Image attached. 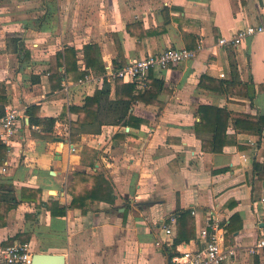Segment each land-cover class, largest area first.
<instances>
[{"label":"crops","instance_id":"crops-1","mask_svg":"<svg viewBox=\"0 0 264 264\" xmlns=\"http://www.w3.org/2000/svg\"><path fill=\"white\" fill-rule=\"evenodd\" d=\"M21 1L0 0L2 105L22 116L12 141H0V204L8 195L18 201L6 217L0 210V242L27 243L32 255L64 254L66 264H170L175 253L204 246L200 230L212 216L226 230L225 246L237 251L225 264H264L250 251L264 231V180L255 170L264 164V130L238 133L230 118L226 133L235 142L213 152L214 134L196 127L209 106L264 116V31L238 48L218 45L250 24L264 26V0H55L58 12L46 31L39 24L49 0ZM8 5L29 9L7 13ZM134 23L141 25L132 35L127 27ZM89 43L101 49V74L87 67ZM167 47L195 56L150 72L148 81H162V92L137 83L147 92L123 121L99 132L73 129L71 107L83 106L105 81L115 99L111 68ZM67 48L76 51V68L52 88L50 75L65 74L58 53ZM232 60L237 81L254 87L253 99L200 87L204 76L228 80ZM32 105L39 117L56 119L52 132L31 125ZM65 128L70 139L60 135ZM23 189L41 190V201H23ZM164 219L170 235L160 228Z\"/></svg>","mask_w":264,"mask_h":264},{"label":"trees","instance_id":"trees-1","mask_svg":"<svg viewBox=\"0 0 264 264\" xmlns=\"http://www.w3.org/2000/svg\"><path fill=\"white\" fill-rule=\"evenodd\" d=\"M58 10L56 9L55 0H50L46 3L45 13L42 17V22L39 24L41 30H49L54 25V18ZM140 23H134L128 25L127 29L130 34H134L133 27H139ZM20 44L24 51V60L29 58V54L26 53L23 47V42L20 39H15ZM85 57L87 67L91 69L95 74H101L105 72V64L103 62L101 49L97 43H89L85 45ZM58 64L64 66L65 74L53 73L50 75V84L52 88L62 86L63 79L73 69L76 68V51L73 48H67L65 52L58 53ZM232 75L228 80H216L203 77L200 82V87L206 88L213 92L222 95L238 94L243 96H249L253 99L256 95V91L252 85L237 81V64L235 61H231ZM72 68V69H71ZM151 74V73H150ZM84 74H81L83 76ZM151 81V80H150ZM151 83L148 81L147 85L150 86V90H157L162 92L163 82L155 81ZM147 90L139 88L137 83H125L122 78L116 80V92L115 99H111V84L105 81L104 86L98 90L93 96H87L85 104L83 106H72V113L77 115V119L72 121L73 129H86L88 131L99 132L103 124L115 123L123 121L129 114L130 109L139 102ZM151 94V93H149ZM7 101L6 89L3 85H0V117L4 115L5 108L2 104ZM27 114L30 118L31 125L42 126V130L52 132L56 123L55 118H41L39 117V107L32 105L27 108ZM207 120L204 124L198 123L197 128L205 127L211 131L213 136V152H221L222 147L229 143H234L233 137H230L226 131L229 124V119H234V127L236 132H254V134L262 135L264 130V116H251L247 114H236L228 111L226 108H220L216 106H209L207 109ZM132 119V116H129ZM132 126V122H128ZM0 149L6 154V147L0 144ZM255 170L259 174V180H264V164H255ZM7 191H12V186L7 185ZM27 192L34 194L31 198L27 196ZM41 190H29L23 189L22 200L32 199L29 201L40 202ZM112 199V198H110ZM0 204V210L5 208V217L10 210L17 206V200L14 196H6L2 199ZM2 213V212H1ZM4 214L0 215L3 218Z\"/></svg>","mask_w":264,"mask_h":264},{"label":"built area","instance_id":"built-area-1","mask_svg":"<svg viewBox=\"0 0 264 264\" xmlns=\"http://www.w3.org/2000/svg\"><path fill=\"white\" fill-rule=\"evenodd\" d=\"M263 31V25L250 24L230 37H221L218 40V45L238 48L245 37L256 35ZM194 56L195 52L188 48L167 47L156 55L151 54L143 58L131 59L127 65L121 68H111L108 80L122 78L125 81L141 83L146 86L152 70H164L171 66L180 65L193 59ZM222 77H224V74H222ZM4 108L5 113L0 117V141L8 144L18 133L22 116L21 112L15 107L5 106ZM60 135L70 139V128H65ZM70 149L72 151L75 150L73 146ZM193 212L195 213V211ZM160 228L166 234L170 235L173 233L171 225L165 219L161 222ZM200 236L204 241V246L201 249L175 253L171 257L170 264H225L236 256L235 247L225 246L226 230L212 216L207 219L205 225L201 228ZM157 243L160 244L161 242ZM250 251L261 253L264 256V231ZM32 256L30 246L27 243L4 245L0 242V264H30Z\"/></svg>","mask_w":264,"mask_h":264},{"label":"water","instance_id":"water-1","mask_svg":"<svg viewBox=\"0 0 264 264\" xmlns=\"http://www.w3.org/2000/svg\"><path fill=\"white\" fill-rule=\"evenodd\" d=\"M30 264H66V256L59 253H35Z\"/></svg>","mask_w":264,"mask_h":264},{"label":"rangeland","instance_id":"rangeland-1","mask_svg":"<svg viewBox=\"0 0 264 264\" xmlns=\"http://www.w3.org/2000/svg\"><path fill=\"white\" fill-rule=\"evenodd\" d=\"M10 0H8V2H9ZM24 1H27V0H24ZM50 1V0H49ZM21 2H23V0L21 1ZM47 3V2H46ZM46 3H44V4H46ZM9 6V5H8ZM29 9V6H25L24 8H21V7H15V8H13V9H11V7L9 6L8 8H7V13H14V12H17L18 14H21V13H23L24 12V10H28Z\"/></svg>","mask_w":264,"mask_h":264}]
</instances>
